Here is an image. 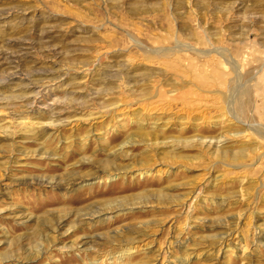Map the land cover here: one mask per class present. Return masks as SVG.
<instances>
[{
  "label": "rangeland",
  "instance_id": "1",
  "mask_svg": "<svg viewBox=\"0 0 264 264\" xmlns=\"http://www.w3.org/2000/svg\"><path fill=\"white\" fill-rule=\"evenodd\" d=\"M0 264H264V0H0Z\"/></svg>",
  "mask_w": 264,
  "mask_h": 264
}]
</instances>
